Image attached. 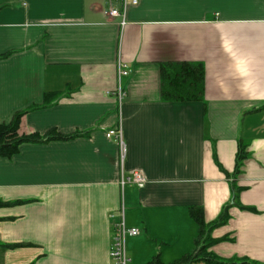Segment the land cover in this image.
I'll list each match as a JSON object with an SVG mask.
<instances>
[{"label": "crops", "instance_id": "1", "mask_svg": "<svg viewBox=\"0 0 264 264\" xmlns=\"http://www.w3.org/2000/svg\"><path fill=\"white\" fill-rule=\"evenodd\" d=\"M123 2L0 0V122L27 110L25 132L77 133L0 155V200H20L0 205V264H119L122 205L141 229L128 264L179 259L199 232L190 209L211 223L226 206L210 253L264 264V0H138L124 26L105 14ZM169 62L203 64V99L162 97ZM134 170L147 183L123 187Z\"/></svg>", "mask_w": 264, "mask_h": 264}, {"label": "trees", "instance_id": "2", "mask_svg": "<svg viewBox=\"0 0 264 264\" xmlns=\"http://www.w3.org/2000/svg\"><path fill=\"white\" fill-rule=\"evenodd\" d=\"M5 53L2 56H6ZM205 69L202 63L169 62L162 65V97L169 101L201 100L204 97ZM27 110L17 111L8 122H0V155L11 157L16 154L21 144L25 142H44L52 139H68L77 135L63 134L56 129L48 130L41 134L37 131H23V119ZM248 151L244 143L240 142L237 153L235 173L240 171L243 161L247 158ZM236 191V190H235ZM20 202L0 200V205H11ZM229 206L222 209L217 219L206 223L203 211L195 207L190 209V214L196 220L199 232L192 251L185 253L179 259L168 264H199L202 262H216L220 264H260L247 259L241 261H224L215 257L209 251L217 239L211 237V232L223 225L228 218ZM27 243L8 244V246H23ZM148 264H165L161 261L160 254L154 255Z\"/></svg>", "mask_w": 264, "mask_h": 264}, {"label": "built area", "instance_id": "3", "mask_svg": "<svg viewBox=\"0 0 264 264\" xmlns=\"http://www.w3.org/2000/svg\"><path fill=\"white\" fill-rule=\"evenodd\" d=\"M138 0H124L123 8L111 7L105 10V14L110 18L120 17V23L124 26L126 24V13L129 3H137ZM129 73V66L127 63L119 60L118 63V75L121 78L122 75ZM119 98H123V90L119 86L118 88ZM107 137H115L119 141L121 160L123 161L127 153V146L123 140V133L120 127L116 129H110L107 131ZM121 185L124 187L127 183H134L138 186H144L147 183V177L139 170H134L130 175H122ZM114 225V239L111 245V257L119 264H128L130 258L127 253V239L131 236H137L141 233V229L137 226H129L126 221L124 205L119 209L117 214V220Z\"/></svg>", "mask_w": 264, "mask_h": 264}]
</instances>
